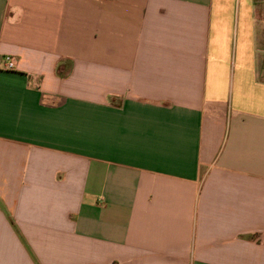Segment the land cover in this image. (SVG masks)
Here are the masks:
<instances>
[{"label": "crops", "instance_id": "1", "mask_svg": "<svg viewBox=\"0 0 264 264\" xmlns=\"http://www.w3.org/2000/svg\"><path fill=\"white\" fill-rule=\"evenodd\" d=\"M0 264H264V0H0Z\"/></svg>", "mask_w": 264, "mask_h": 264}, {"label": "built area", "instance_id": "2", "mask_svg": "<svg viewBox=\"0 0 264 264\" xmlns=\"http://www.w3.org/2000/svg\"><path fill=\"white\" fill-rule=\"evenodd\" d=\"M5 61H6V67H7L8 69H11V68L14 67V61H13V58H12L11 56L7 55V56L5 57Z\"/></svg>", "mask_w": 264, "mask_h": 264}]
</instances>
